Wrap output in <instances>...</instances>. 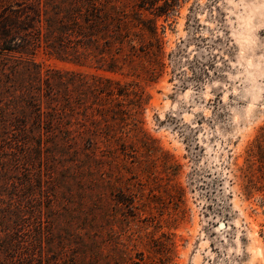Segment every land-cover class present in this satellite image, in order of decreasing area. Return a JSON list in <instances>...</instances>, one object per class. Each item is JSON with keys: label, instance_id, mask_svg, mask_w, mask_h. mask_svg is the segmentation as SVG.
Listing matches in <instances>:
<instances>
[{"label": "rangeland", "instance_id": "rangeland-1", "mask_svg": "<svg viewBox=\"0 0 264 264\" xmlns=\"http://www.w3.org/2000/svg\"><path fill=\"white\" fill-rule=\"evenodd\" d=\"M111 2L139 33L119 71L35 57L129 93L121 140L92 165L109 187L93 200L87 179L72 185L64 220L121 264H264V0H169L160 16Z\"/></svg>", "mask_w": 264, "mask_h": 264}, {"label": "trees", "instance_id": "trees-1", "mask_svg": "<svg viewBox=\"0 0 264 264\" xmlns=\"http://www.w3.org/2000/svg\"><path fill=\"white\" fill-rule=\"evenodd\" d=\"M137 1L155 16L170 6ZM122 15L111 0H0V264H121L97 236L78 234L64 220L63 205L72 185L86 179L93 200L109 187L92 165L121 140L127 112L120 100L129 93L118 80L43 68L35 57L42 50L61 62L117 72L119 61L138 50L139 33L121 30ZM153 23L142 31L155 37ZM119 196L114 200L122 203ZM101 205L95 212L107 217Z\"/></svg>", "mask_w": 264, "mask_h": 264}, {"label": "water", "instance_id": "water-1", "mask_svg": "<svg viewBox=\"0 0 264 264\" xmlns=\"http://www.w3.org/2000/svg\"><path fill=\"white\" fill-rule=\"evenodd\" d=\"M220 226H223V223L219 224Z\"/></svg>", "mask_w": 264, "mask_h": 264}, {"label": "bare ground", "instance_id": "bare-ground-1", "mask_svg": "<svg viewBox=\"0 0 264 264\" xmlns=\"http://www.w3.org/2000/svg\"><path fill=\"white\" fill-rule=\"evenodd\" d=\"M220 226V225H219ZM221 228L223 227V226H220Z\"/></svg>", "mask_w": 264, "mask_h": 264}]
</instances>
